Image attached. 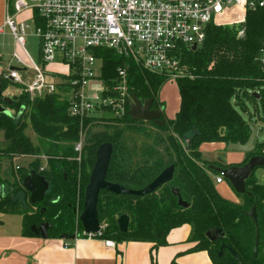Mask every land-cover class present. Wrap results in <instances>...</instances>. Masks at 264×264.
<instances>
[{"label": "trees", "instance_id": "trees-1", "mask_svg": "<svg viewBox=\"0 0 264 264\" xmlns=\"http://www.w3.org/2000/svg\"><path fill=\"white\" fill-rule=\"evenodd\" d=\"M34 17L40 21L36 12ZM241 27L244 35L239 37ZM261 42H264V6L246 9L243 22L210 24L203 43L194 50L183 49L180 55L183 72L174 80L180 104L172 118L165 116L164 103L158 98L160 88L170 80L168 75L151 73L112 49H96L102 60L104 83L112 86L118 79L117 69L125 67L129 100L132 96L140 100L153 98L152 108L162 109L163 125L133 119L128 113V101L122 116L104 117L99 122L104 129L91 132L97 119L93 115L82 119L70 115L68 102L57 95L31 99L22 91L10 103L0 98V104L9 110V114L0 112V130H4L6 138L5 145L0 147V159L6 157L12 162L15 156H46L43 169L38 158L26 169L17 168L19 179L13 183L0 177V186H3L0 212L22 215L26 235H34L31 225L46 221L52 224L48 237L63 233L85 237L79 221L84 189L97 147L110 142L113 150L106 173V180L110 182L141 189L170 164L174 165V173L171 182L143 196L114 194L102 189L97 210L100 223L106 226L101 239L152 242L156 247L166 244L172 229L189 224L191 249L206 250L213 264H264V185L254 174L257 168L246 180V192L236 193L239 201H231L220 194L210 174H217L209 168L216 163L203 160L200 149L204 143H245L255 120L264 123ZM0 84L3 92L10 81L0 77ZM248 104L257 111L254 120ZM242 113H248L249 119H244ZM28 123L37 138L36 144L26 134ZM148 125L164 131L165 137L153 135ZM85 129L78 161L74 144ZM126 131L136 136L129 139ZM139 136L145 140L138 141ZM254 143V151L245 153L242 164L253 155H264V139ZM31 170L44 176L49 184L44 199L36 204H31L29 197L27 201L29 192L23 186ZM172 187L189 203L187 208L177 204ZM20 193L24 195L21 199L17 197ZM253 205L259 230L255 258L252 250L256 226L247 214ZM121 214L129 216L126 232L118 229L117 218ZM214 227L223 229L225 236L211 241L205 233ZM222 244L225 247L219 253Z\"/></svg>", "mask_w": 264, "mask_h": 264}, {"label": "built area", "instance_id": "built-area-1", "mask_svg": "<svg viewBox=\"0 0 264 264\" xmlns=\"http://www.w3.org/2000/svg\"><path fill=\"white\" fill-rule=\"evenodd\" d=\"M236 6L245 13L248 8L264 6V0H13L3 26L21 45L27 60L13 53L20 67L6 68L1 77L19 86L18 95L22 91L31 99L57 95L68 102L69 114L80 119L91 116L96 108L120 117L131 97L126 68L119 67L117 81L107 86L101 77L102 60L96 49H112L145 70L168 75L174 81L183 72L180 65L183 49L199 47L208 26L219 24V17ZM24 11L32 12L33 34L39 45L37 59L25 48L27 24L16 21ZM243 21L244 17L240 22ZM243 35L241 27L238 36ZM259 60L264 62V50ZM50 63H59L65 70L47 69ZM55 75L60 76L57 81L53 80ZM3 95L17 96L11 92ZM74 150L80 161L83 150L80 135ZM214 180L218 184L224 177L218 173ZM105 226L100 223L98 232L86 236L100 237ZM105 244L112 246L114 241L105 239Z\"/></svg>", "mask_w": 264, "mask_h": 264}, {"label": "crops", "instance_id": "crops-1", "mask_svg": "<svg viewBox=\"0 0 264 264\" xmlns=\"http://www.w3.org/2000/svg\"><path fill=\"white\" fill-rule=\"evenodd\" d=\"M12 1L0 0V26L4 24ZM244 14L241 7H231L219 17V24L239 23ZM9 35V29L3 26L0 44ZM1 61L0 56V77L5 70ZM13 95L18 96V92ZM216 145L220 150H226V144L217 142ZM245 158L244 152L227 151L221 160L214 162L218 166H239ZM263 175L264 171L259 173V181ZM222 191L224 194L230 193L226 189ZM233 201L237 202L239 198H234ZM24 231L22 215L0 212V264H213L206 250L191 249L193 243L188 239L191 233L189 224L172 229L167 235L166 244L156 247L152 242L145 241L114 242L110 246L100 237L43 238L37 234L26 235Z\"/></svg>", "mask_w": 264, "mask_h": 264}, {"label": "water", "instance_id": "water-1", "mask_svg": "<svg viewBox=\"0 0 264 264\" xmlns=\"http://www.w3.org/2000/svg\"><path fill=\"white\" fill-rule=\"evenodd\" d=\"M261 49L264 50V42H261ZM192 49H196L193 45ZM261 68L264 71V62H259ZM11 69H16L15 66H11ZM258 96V93L255 92ZM0 98L6 102L10 103L11 98L4 96L1 84H0ZM153 98L147 100H140L136 96H132L129 100V115L136 120L144 121H154L158 125H163L164 121L161 119L162 109L152 108ZM0 112L9 114V110L2 104H0ZM255 127L251 126L250 135L245 143L240 142H228L226 144L227 151H237V152H251L255 149ZM112 144L110 142L101 143L95 153V160L93 167L90 171L88 182L84 189V198L82 211L79 214V221L81 222L83 233L85 235L98 232L100 230V221L98 218V196L99 192L104 189L110 191L114 194H128L134 196H143L154 192L156 189L172 181L174 173V165L170 164L164 168L148 185L141 189H132L125 187L118 183H113L106 180V173L109 166L110 158L112 155ZM264 167V155H253L244 164L235 166L231 165L227 168L222 166L210 164L209 168L216 173L222 174L224 179L229 182L232 189L239 194H244L246 192V180L251 176V173L255 168ZM261 185H264V175L259 181ZM24 188L29 192V202L31 204L40 203L45 196V192L48 190L49 184L44 176L38 174L35 170H31L29 174L23 180ZM171 193L176 197L177 204L183 208H187L189 203L181 197L179 190L175 187L171 188ZM248 216L253 220L256 230L254 237V244L252 250V256L255 258L258 254L259 246V230L257 227V215L256 208L253 205L247 212ZM129 216L127 214H121L117 218L118 229L121 232H126L128 229ZM52 227L49 222H41L39 225H31L30 230L43 238L48 237V230ZM206 237L214 241L219 237H224L225 233L221 228H211L206 231ZM62 239L76 237L75 234L68 235L63 233L59 236ZM225 247L224 244L220 246L219 253ZM233 254V251H231Z\"/></svg>", "mask_w": 264, "mask_h": 264}, {"label": "rangeland", "instance_id": "rangeland-1", "mask_svg": "<svg viewBox=\"0 0 264 264\" xmlns=\"http://www.w3.org/2000/svg\"><path fill=\"white\" fill-rule=\"evenodd\" d=\"M32 12L30 11H24L20 15L16 17V21L20 22L23 21L27 24V27L25 28V34H24V41H25V48L29 52L32 58L37 59L39 55V45H38V40L36 36L33 34V22H32ZM226 24L231 25L233 23L226 22ZM240 29V28H239ZM242 37V36H239ZM0 56L2 57L1 65L3 68H9L10 66H15V67H20V65L16 62V59L13 57V53H16L19 55L21 58L27 60V56L25 55L23 48L19 43H17L10 33L9 36H7L3 43L0 44ZM47 69L54 70V71H64L65 68L59 64V63H50L47 65ZM55 78L53 80H56L60 78V76L55 75ZM18 85L10 83L7 88L3 91V93L6 92H18ZM16 96H12L10 98H15ZM158 98L160 101L164 103V114L167 118H172L175 116L177 110L179 109V104H180V97H179V92H178V87L175 81L173 80H168L166 81L163 86L160 88L159 93H158ZM248 109L251 113V117L256 119L258 116L256 109L252 107L250 104H248ZM91 113V111H90ZM111 111H107L106 109L103 108H96L94 111H92L91 116L93 115L97 120L94 122V124L91 127V132H96L104 129L103 124H100L101 122L104 121V117H111L112 114ZM244 119L248 120L249 115L248 113H242ZM256 124V141L261 142L262 139H264V123L261 122L260 120H255ZM100 122V123H99ZM147 126V124H146ZM149 126V125H148ZM150 131H152L153 135H157L158 137H165L166 133L164 131H161L153 126H149ZM27 136L29 139L32 141L33 144H36L37 138L30 127V124H27V127L25 129ZM85 133L86 129L81 131L80 137L82 138L84 142L85 138ZM125 135L127 137L133 138L135 137L136 134L131 133L130 131H126ZM145 140L143 136L138 137V141H143ZM148 142H151V140H148ZM6 143V138L4 134V130H0V147H3ZM217 142H212V143H204L200 147L201 153H202V159L211 161L214 163V160H221L222 157L224 156V153L227 152V150H220V148L216 145ZM39 159L40 161V166L41 167H46V156L43 154L39 156H28V155H23V156H15L12 158V162L6 158L3 157L0 159V177L8 180L10 183H13L14 181H17L19 179V173L17 167L19 166L21 169H26L29 167V164L34 160V159ZM13 169V170H12ZM264 171V169H259L258 168L255 170L254 174L258 178V175L260 172ZM13 172V176H11V173ZM212 176L215 177L216 174H213L210 172ZM216 188L220 191V193L226 197L228 200L233 201L234 198H238L236 192L232 189L231 185L229 184L228 181L225 179L223 180L222 184H215ZM3 186H0V189H2ZM223 189H226L230 193H225L222 191ZM29 195V194H28ZM232 195V196H231ZM17 197L20 199L24 197L22 193H20ZM27 196V201H28ZM76 234V233H75Z\"/></svg>", "mask_w": 264, "mask_h": 264}, {"label": "flooded vegetation", "instance_id": "flooded-vegetation-1", "mask_svg": "<svg viewBox=\"0 0 264 264\" xmlns=\"http://www.w3.org/2000/svg\"><path fill=\"white\" fill-rule=\"evenodd\" d=\"M215 165V164H214ZM218 174V173H217Z\"/></svg>", "mask_w": 264, "mask_h": 264}]
</instances>
